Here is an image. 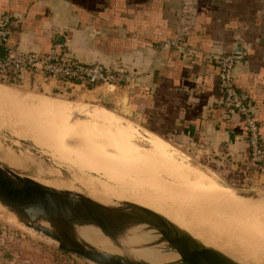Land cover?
I'll use <instances>...</instances> for the list:
<instances>
[{"label": "crops", "instance_id": "obj_1", "mask_svg": "<svg viewBox=\"0 0 264 264\" xmlns=\"http://www.w3.org/2000/svg\"><path fill=\"white\" fill-rule=\"evenodd\" d=\"M2 14L13 17L17 50L46 55L62 43L78 61L127 69L132 83L103 98L112 96L119 108L128 103L132 118L153 135L198 147L253 175L244 122L216 105L222 93L213 58L244 56L236 87L253 105L264 144V0H0ZM175 40L177 47H164ZM17 84L52 93L102 90L37 74Z\"/></svg>", "mask_w": 264, "mask_h": 264}, {"label": "rangeland", "instance_id": "obj_2", "mask_svg": "<svg viewBox=\"0 0 264 264\" xmlns=\"http://www.w3.org/2000/svg\"><path fill=\"white\" fill-rule=\"evenodd\" d=\"M76 85L80 86L79 84ZM0 86L12 91L15 90V92L19 91L25 93L26 95L31 94L32 96L35 95L37 97L40 96L41 98L58 99L67 102L76 109L72 114L73 119L77 120V116L79 115L78 117H81L82 113V124L86 123L85 125H91L92 128L95 126L101 128V126L98 125L96 121H94L93 114L98 111L101 113L107 111L114 117L116 122L123 125V128L128 134L127 138H129V140L132 138L130 140L131 143L134 146H137L139 149L142 147L148 149V147H146L148 140L151 137L156 136L146 132L132 118V113L129 110L130 106L128 103L121 108L114 105L113 103L106 104L103 101V96L110 95L109 89L106 86L97 87L102 89L99 90L100 92L90 91L88 89H77L75 91H68L66 93L64 91L62 93L59 91L52 93L37 89L34 90L23 84L0 82ZM81 86L86 87L84 85ZM78 109L79 111H77ZM7 112L8 111L3 112L5 113V116L3 113H0V164L3 167L11 169L19 175L34 179L35 181L41 183L63 186L67 188L90 190L92 192L94 191L98 195L97 198L106 204L119 205L124 202H130L143 205L144 207L151 208L165 216L167 215L166 217L171 221L178 220L176 221V224L178 225L180 223L183 226H180V228H185L196 239L200 240L206 246L212 247L226 254L238 263L264 264V227L259 225L260 227H256V230V228H252L250 226L242 227L243 225L236 226L227 224L229 226L227 228L226 225L223 227V229L218 228V230H213V228L210 226L202 225L200 223L197 224L195 220L186 216L187 214L182 215V217H178V215L175 216L174 212L176 211L173 210L176 209L175 207L182 208L192 203L187 201V203L189 202L187 204L186 201H180V198H175L176 202H172V204H170L169 201L174 200H171L172 198L168 199V197L161 193V191L154 188V183L150 184V181L152 182L154 177H151L152 179L149 178V181L146 178L138 176L137 173H134L135 171L128 169L127 166L125 167V165H121L120 167V164H114V160H112L114 155H116L118 158L124 154V156H128L126 151L127 147H119L118 149H114L113 147L111 149V147H104V144L99 141V143L95 141L101 154H104L103 152L108 153L106 155L110 154V156H108L110 160H105L109 163L101 161L100 154L95 155L93 157L94 159L92 160L88 153H84L79 161L81 163L80 166H77V164H67V166H64L62 164L64 162L58 158L60 156L57 157L56 155L53 159L51 154L45 153V151L40 148L42 147L40 144L38 146V143L42 142V145L45 141H43L44 136H46V138H50L53 141L58 140L59 137L57 139L53 138L55 133H46L48 132L47 130L51 128L52 130H57L58 127L56 128L57 125L55 123H51L52 127L48 123L49 128L47 127L48 129H45L46 125H44L43 122L40 123L44 125V127L40 126L41 124L34 122L36 120L40 121L38 119H28L27 123H23L20 117L18 119L19 115L15 113L13 114L12 112H10L12 114L8 112L7 115ZM32 122H34L35 125L32 124ZM20 124L21 126L23 124L26 125L21 127ZM37 125H39L41 132L38 131V128L35 129ZM53 125L55 127H53ZM18 126L21 130L18 128ZM15 127L17 130H15ZM11 129L14 133L11 131ZM33 129L34 131L36 130L35 136L37 134V137L35 138L29 137V135L32 136L34 133ZM15 131H18V135H16L17 133ZM32 138H34V140L37 139L35 140L37 143ZM38 138H40L41 141L40 139L38 141ZM74 138L77 139L78 137L74 136ZM163 140L167 142H165V145L168 152V157H170L179 170L190 176V180L193 181V176L198 175L200 177H205L204 179L207 181L216 182L219 185L226 187L228 190L232 189L236 192L264 194V173H257L253 171L251 173L253 175L251 176L248 174V172L245 174L243 171L232 170L228 165L222 163L220 156H213L210 153L201 152L199 151L200 149L198 147H192L188 144L184 145L179 141H170L169 139ZM118 143L120 144V142ZM116 153L121 154V156L117 155ZM29 156L35 160L32 161L29 159ZM89 159L92 161L90 162ZM139 160L141 161V159ZM37 162L40 164L37 165ZM23 166L27 167H25V171L23 170ZM51 168L52 170H49ZM87 179L92 181L90 185L83 181ZM170 179L171 178L167 179V181H170ZM245 204L247 206L250 205V208L253 206L255 208H261L264 206V202L258 203V205L249 203ZM166 210L169 214H166ZM170 212L173 213V216L172 214L170 216ZM175 217L177 219H174ZM56 256L71 258L76 263L80 264H92L76 255L60 252L57 243L26 228L17 220L16 216L0 205V264H63L61 262L64 260H54Z\"/></svg>", "mask_w": 264, "mask_h": 264}, {"label": "bare ground", "instance_id": "obj_3", "mask_svg": "<svg viewBox=\"0 0 264 264\" xmlns=\"http://www.w3.org/2000/svg\"><path fill=\"white\" fill-rule=\"evenodd\" d=\"M34 96L35 95L32 96L31 94L26 95L25 93L19 91L15 92V90L12 91L10 89L0 86V113H3L4 111H8L9 113L12 112L13 114L15 113L19 115L18 119L20 117L23 123H27L28 119L29 120L33 118L38 119L40 121L37 120L36 121L31 120V121H34L38 124H41L43 122L44 125H46L45 129L49 128V124L52 127L51 123L53 124L55 123L57 125L56 128L58 127L57 130L60 128L58 130V133L61 131L59 135L57 133V130L55 129L56 130L55 132V130H52V128L47 130L48 132L46 131L45 132L53 133V134L55 133L54 135L52 134L53 138L57 139L59 137L58 140L53 141L50 138H46V136H44L45 138L44 139L43 136L41 135L43 141L45 140L46 142L44 141L42 145H41L42 142L38 143V146L40 144V146H42L40 148H42L45 151V153L51 154L53 159L56 155L57 157L60 156L58 158H60L64 162L62 163L64 166H67V164H77V166L78 165L80 166L81 163L79 161L84 153H88L89 156H91L90 158L92 160L94 159L93 157L95 155L100 154L101 155L100 160L104 161L105 163H109L106 162L105 160H110L108 158L110 154L106 155L108 153L105 152H103L105 155L101 154L99 147L96 145L95 141L97 142L99 141L102 144H104V147H111V149L113 147L114 149H118L119 147L120 148L127 147L126 151L128 156H124L125 154L121 156V154L116 153L121 157L118 158L116 155H114V157L112 158V160H114V164L116 163H117L116 165L120 164V167L121 165H125V167L127 166L128 169H132V171H135L134 173H137L138 176H141L148 180L149 178L152 179L151 177H154L152 179V182L149 180L150 184L154 183L153 184L154 188L161 191V193H163L166 197H168V199L172 198L171 200L174 201L168 200L170 204H172V202H176L175 198L178 199L180 198V201L183 200L186 201V203L187 201L192 203V204H188L189 203L188 202L187 203L188 205L182 208L175 207L176 209H173L176 211L174 212L175 216L178 215V217H182V215L187 214L186 216L195 220L197 224L200 223L202 225L210 226L213 228V230L215 229L218 230V228L223 229V227H225L227 224L230 225L232 224L236 226L243 225L242 227L250 226L252 228H256L260 226L264 227L262 226L264 225V206L261 208H255L253 206L255 204H253L252 205L253 207L250 208L249 207L250 205L247 206L246 204L240 203L234 197V192L232 190H228L226 189V187H223L222 185H219L216 182L207 181L206 179H204L205 177L194 175L193 181L190 180V176L188 174H184L183 171L179 170L178 167H176L173 161L170 159V157H168L165 141H163L159 137L154 136L148 140L146 146L148 147V149H145L143 147L139 149L137 148V146H134L131 143L130 140L132 138L130 140L129 138H127L128 134L127 131L123 128V125L121 123L116 122L114 117L107 111L102 113L99 111L96 113L94 112L95 113L93 114L94 121H96L98 125L101 126V128L96 127L95 125H94L95 127L92 128L91 125H85L86 123L82 124V119H83L82 113H81V117H78L79 115L77 116V120L73 119L72 114L75 112L76 109L67 102L58 99H49L43 97L41 98L40 96L39 97L37 96L34 97ZM77 111H79V109ZM8 112L6 113L7 115ZM4 114L5 113H3V115ZM34 122H32V124H34ZM24 125L26 124H23L22 126L20 124L21 127H23ZM44 125L41 124L40 126L44 127ZM53 127L55 126L53 125ZM37 128L39 129L38 131L41 132L39 125H37L35 129ZM15 130H17L16 127ZM15 132L17 133L16 135H18V131ZM35 132L36 130L34 131L32 136L29 135V137H34V138L37 137V134L35 136ZM74 136H77L78 138L76 139L74 138ZM34 138L32 139L34 140ZM40 138H38V141ZM35 142L37 143V141ZM118 142H120V144ZM139 159H141V161ZM92 160L89 159L90 162ZM25 167L23 169L24 171L27 168ZM49 170H52V168ZM169 178H171L170 181H167V179ZM83 181L88 185L92 183V181L88 179ZM42 184L60 190L74 191L83 196L91 197L101 202L97 198L98 195L94 191L92 192L90 190L67 188V187L57 186L47 183H42ZM167 213L168 211L166 212V214ZM171 214L173 216V213L170 212V216ZM239 215L242 217H240ZM174 219L177 218L175 217ZM176 221H172V222L177 223ZM179 224L178 226H182L181 224L180 225ZM227 227L229 226L227 225L226 228ZM129 234L131 238H129L126 241L125 248L123 250H118L96 228L83 227V228H78L75 231V235L77 239L89 244L90 246L94 247L99 251H103L115 255H123L149 264H164L178 260L177 254L172 252H167V250H164L165 245H161L153 248L147 247V249H136L137 246L143 248L144 247L143 245H147V244L149 245L152 243V241L157 239L155 232L148 231L144 227H138L133 229Z\"/></svg>", "mask_w": 264, "mask_h": 264}, {"label": "water", "instance_id": "obj_4", "mask_svg": "<svg viewBox=\"0 0 264 264\" xmlns=\"http://www.w3.org/2000/svg\"><path fill=\"white\" fill-rule=\"evenodd\" d=\"M11 41L12 37L6 47L0 45L1 60L6 58L8 50H16ZM103 101L112 104L113 97L106 96ZM29 159L35 160L30 156ZM232 191L240 203L264 202V194ZM0 205L16 216L26 228L57 243L60 252L76 255L92 264L149 263L99 251L76 238L75 231L78 228H96L114 247L123 250L126 241L131 238L129 233L135 228L144 227L155 232L157 239L136 249L165 245L164 250L177 254L178 260L164 264H241L206 246L189 231L151 208L130 202L119 205L99 202L74 191L42 184L1 164Z\"/></svg>", "mask_w": 264, "mask_h": 264}, {"label": "built area", "instance_id": "obj_5", "mask_svg": "<svg viewBox=\"0 0 264 264\" xmlns=\"http://www.w3.org/2000/svg\"><path fill=\"white\" fill-rule=\"evenodd\" d=\"M13 17L0 15V45L6 47L13 32ZM179 41H169L164 47H177ZM240 54H224L213 58L220 69L219 87L222 97L216 105L232 118L238 116L246 128V140L250 151L249 170L264 173V144L259 124L248 97L236 87V69L243 61ZM25 74H37L43 79H55L62 83L79 84L88 87L114 89L132 83L133 74L127 69H111L100 63H85L70 57L66 46L56 44L46 55L19 50H8L5 59H0V80L18 83Z\"/></svg>", "mask_w": 264, "mask_h": 264}, {"label": "trees", "instance_id": "obj_6", "mask_svg": "<svg viewBox=\"0 0 264 264\" xmlns=\"http://www.w3.org/2000/svg\"><path fill=\"white\" fill-rule=\"evenodd\" d=\"M0 82L2 83L3 81L0 80ZM3 83H11V84H17V83H14L13 81H7V82H3ZM89 89H94V87H88Z\"/></svg>", "mask_w": 264, "mask_h": 264}]
</instances>
